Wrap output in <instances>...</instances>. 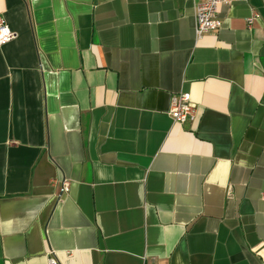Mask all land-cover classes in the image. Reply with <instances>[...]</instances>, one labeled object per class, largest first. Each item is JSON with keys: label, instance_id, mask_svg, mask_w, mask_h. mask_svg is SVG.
<instances>
[{"label": "crops", "instance_id": "0c3cea01", "mask_svg": "<svg viewBox=\"0 0 264 264\" xmlns=\"http://www.w3.org/2000/svg\"><path fill=\"white\" fill-rule=\"evenodd\" d=\"M202 1L0 0V264H264V0Z\"/></svg>", "mask_w": 264, "mask_h": 264}, {"label": "built area", "instance_id": "2783aa9c", "mask_svg": "<svg viewBox=\"0 0 264 264\" xmlns=\"http://www.w3.org/2000/svg\"><path fill=\"white\" fill-rule=\"evenodd\" d=\"M247 0H203L196 9V37L202 38L205 34L218 31L221 27L219 7L222 4H230ZM259 14L254 12L250 17L252 22ZM16 37V33L9 27L3 16L0 15V45L7 43ZM170 115L178 123L195 121L198 115V107L193 101L190 92H180L173 96ZM70 190V183L64 182L63 192ZM48 264H61L58 255L51 250L48 253Z\"/></svg>", "mask_w": 264, "mask_h": 264}]
</instances>
